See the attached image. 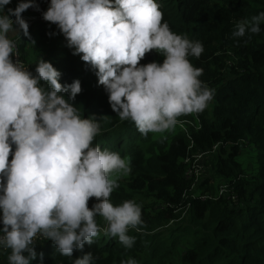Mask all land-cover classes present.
<instances>
[{"label":"clouds","instance_id":"obj_1","mask_svg":"<svg viewBox=\"0 0 264 264\" xmlns=\"http://www.w3.org/2000/svg\"><path fill=\"white\" fill-rule=\"evenodd\" d=\"M11 2L0 0V251L10 250L8 264H30L38 256L35 241L43 238L71 258L102 232L132 248L136 237L129 232L142 231V205L110 200L119 179L131 172V158L94 143L100 119L85 118L74 106L82 91L78 79L62 85L50 62L40 57L33 73L19 59L21 33L31 39L22 13L39 9L35 0L6 9ZM160 8L158 0H50L42 13L72 54H82L95 71L112 111L142 135L173 129L179 117L203 112L215 95L200 79L203 69L189 59L202 55V42L173 32ZM262 24L264 11L241 20L232 36L239 42L259 34ZM152 50L163 62L140 64ZM92 197L97 202L89 208ZM92 261L87 253L72 264Z\"/></svg>","mask_w":264,"mask_h":264},{"label":"trees","instance_id":"obj_2","mask_svg":"<svg viewBox=\"0 0 264 264\" xmlns=\"http://www.w3.org/2000/svg\"><path fill=\"white\" fill-rule=\"evenodd\" d=\"M158 3L173 32L202 42V55L189 59L203 69L200 79L215 89L211 107L179 117L176 126L186 125L195 150L217 144L208 162L211 176L228 182L238 199L193 197L185 176L187 165L180 160L190 143L185 131L178 128L167 150L153 152L158 142L153 141L151 133L142 135L133 121H121L112 111L95 71L81 60L82 54H72L74 49L67 46L58 27L34 24L28 30L31 39L22 34L18 42L21 58L33 73L40 57L50 62L61 73L62 85L80 81L82 91L73 104L80 107L85 118L94 115L100 119L101 133L94 143L119 152L122 158H131V172L119 179L110 200L114 205L129 199L141 204L143 228L129 232L136 237L132 248L102 232L92 245L74 250L71 258L61 256L52 241L46 240L30 264H72L87 253L93 257L92 264H121L128 258L138 264H264V24L259 34H246L239 42L232 36L241 20L264 11V0ZM163 59L152 50L139 63H162ZM245 148L255 150L252 170L244 171L237 161ZM209 179L201 181L197 189L207 190L203 187ZM96 202L95 197L90 198L88 207ZM97 221L106 225L101 217Z\"/></svg>","mask_w":264,"mask_h":264},{"label":"built area","instance_id":"obj_3","mask_svg":"<svg viewBox=\"0 0 264 264\" xmlns=\"http://www.w3.org/2000/svg\"><path fill=\"white\" fill-rule=\"evenodd\" d=\"M14 1H19V0H14ZM50 0H42L39 4H38V9L35 8H29L27 9L29 12V17L27 19V23H28V30L32 27V25L34 24H47L50 23L48 21H45L43 19L42 13L44 11L47 10L48 6H49ZM54 26H57L53 23H51ZM17 45H18V41H17ZM17 59L16 57H13V60ZM19 59L26 65L28 66V70L30 71V65L28 62H26L25 60H23L21 58V56L19 57ZM194 125L195 127L198 129L199 128V123L198 120L195 119L194 120ZM178 128V127H177ZM179 129L184 130L188 139L190 140V143L187 147V152L186 154L183 156V158L181 159V161L187 165V170H186V178L188 180H190L189 183V189L188 191L191 192V195L195 198H199L201 200H207V199H211V200H216L220 197H225L229 200H231L232 202H236L238 197L237 194L235 192V189L228 183L226 182L228 185H218L215 187V190L212 191H201L200 189H197V186L201 183V181L204 180L203 176L204 175H208L210 173V167L206 166V164L208 165V162L211 160V154H213L216 150H217V144L213 145L210 149H206V150H195L194 147V142L191 139V136L188 134L187 130H186V126L185 124H180ZM192 157V159H191ZM12 157H9V161H11ZM206 179V178H205ZM212 180L209 179L208 183H210ZM230 185V186H229ZM187 191V192H188ZM185 194V193H184ZM0 227H3L2 224H0ZM46 240H43V238H38L35 243L36 245H42Z\"/></svg>","mask_w":264,"mask_h":264},{"label":"rangeland","instance_id":"obj_4","mask_svg":"<svg viewBox=\"0 0 264 264\" xmlns=\"http://www.w3.org/2000/svg\"><path fill=\"white\" fill-rule=\"evenodd\" d=\"M209 105L211 107L212 103H210ZM178 128H177V126H175L173 129H170L164 133H151L153 141L158 142V144L153 145L152 151L155 153H159L161 150H163V151L167 150L169 147V143H170L169 139L171 138V135L178 130ZM147 155H149V154H147ZM210 156L212 159V154ZM191 159H192V157H191ZM237 161L240 164L239 167H241L244 171L245 170L247 171L250 169L252 170V168L255 166V150L251 149V148H245L244 151L237 156ZM206 166L208 167L207 164H206ZM211 174H212V172L210 170V173L208 175L203 176L204 179L210 178L212 180L206 187H203V189H207V190H210L213 192L215 190V187L218 185H228L226 182L221 180V177L211 176ZM126 177H127V175L122 176L121 178H126ZM169 224H171V222Z\"/></svg>","mask_w":264,"mask_h":264},{"label":"crops","instance_id":"obj_5","mask_svg":"<svg viewBox=\"0 0 264 264\" xmlns=\"http://www.w3.org/2000/svg\"><path fill=\"white\" fill-rule=\"evenodd\" d=\"M19 1H14L12 0V2L9 4V5H6L5 8L8 9V8H12L14 9L17 4H18ZM29 17V12L28 10H26L24 13H22V18L27 21ZM12 19H15L14 17ZM21 36H22V33L20 35V41H21ZM19 42V41H18ZM9 157H12L11 154ZM38 247L39 245H36L35 247V251L38 252ZM10 254V250L9 251H0V264H8V261H7V256ZM33 261H31L30 263H32Z\"/></svg>","mask_w":264,"mask_h":264}]
</instances>
